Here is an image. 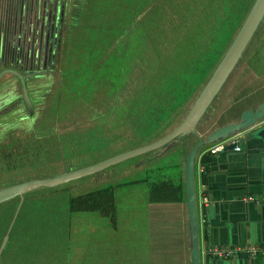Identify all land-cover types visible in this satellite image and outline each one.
Returning a JSON list of instances; mask_svg holds the SVG:
<instances>
[{
    "label": "rangeland",
    "instance_id": "rangeland-1",
    "mask_svg": "<svg viewBox=\"0 0 264 264\" xmlns=\"http://www.w3.org/2000/svg\"><path fill=\"white\" fill-rule=\"evenodd\" d=\"M33 1L37 9L43 5L42 2L45 3V7L54 6L58 2V0H0V72L7 68L21 77L34 74L39 76L28 81V86L24 85L26 92L24 97L21 81L16 75L17 79L11 73L0 75V115L6 114L0 118V186L11 181H17L15 184H18L30 179L51 177L144 145L151 138L150 129L146 128V106L149 105L151 98L148 102L142 103V94L135 93L132 89L131 77L134 74L144 76L150 68L157 69V63L166 66L174 54L179 55L177 59L180 62L178 65L176 63L173 73H177L180 67L181 71L187 67L192 68V60L201 52L198 49H202L204 43L208 44L211 40L218 42L215 39V31L211 29L212 22L219 14V10H215L214 7L219 2L217 0H157V4L154 5V8L159 9L156 20L163 35L160 36L153 31L150 38L145 35L143 39L141 30L144 31V26L147 24L141 21L144 17L147 19V14L150 13L147 10L151 0H141L142 3H139V0H87V5H97V9L92 13L94 18L81 20L80 25L71 29L67 24L70 14L66 11L70 2L67 0L66 6L64 0L63 10L66 16L62 17L65 21L63 24L59 25L61 21L59 15L57 21V5L55 15L52 14V21L47 24V28L40 29V25L33 24L36 34L47 29L42 37V44L47 43V46L43 45L39 48L35 42L32 52L51 50L52 58L49 66L42 67L39 64L38 68L32 70L27 67L28 64L27 68L19 70L20 66L17 67L15 62L9 59V52L15 49L14 46H24L21 37L23 29H20L23 25H15L14 21L23 20L22 14L24 16L27 13V16L32 17L35 14L33 17L35 22L40 23L39 12L30 10ZM26 3L29 10L24 13ZM15 6L19 8L17 12H14ZM104 8L106 10L101 14ZM133 10H135L133 15L135 14L136 17L132 19ZM46 14L43 15L44 18H47ZM14 15L19 18L14 19ZM262 19L231 73L203 112L197 124L198 129L205 131L213 125L218 128L222 126L223 121H228V124L235 123L243 111L256 107V99L254 101L251 99L259 91L257 86L261 81L260 74L264 72V68H261L264 66V16ZM3 21H6L5 24ZM200 21L205 23V25L201 24L202 29L197 28ZM91 22L104 23L98 26L101 32L95 42L96 46L92 48L83 42L87 33L86 27L92 24ZM52 23L54 26H51ZM106 24H109V27L104 30ZM240 25L241 23L231 30L229 41L221 49V53H224ZM228 30L229 27L222 33L221 45L228 38V35L226 36ZM196 32L203 41V45L198 47L200 42L195 40ZM208 32L212 34L208 36ZM52 37L50 44L49 39ZM70 39L77 43L72 44ZM155 40V50L160 52L158 56L154 54L153 49H150ZM53 42H56L54 47ZM177 46H181L180 51ZM144 47H147L151 63L147 62V54L144 65H141L140 52ZM204 48V52L201 53L207 57L211 50L210 47L207 49L204 46ZM24 49L26 50L25 46ZM83 54L96 56V61L100 62L97 69L102 74L99 75L98 82H92L91 94L87 87V91H83L85 95L82 99L69 101L59 98L57 99L59 106L54 107L58 94L56 85L60 84L63 78L66 79L63 83L70 81L69 72L61 74L60 69L68 71L69 67L77 68V64L80 63L81 67H84L83 59L87 56ZM62 58L65 60L63 63L65 68L56 67L57 64L59 66ZM220 58L213 60L216 63H213L209 71L205 70L198 81L190 82L193 90L179 110L174 113L171 123L183 118ZM74 61L76 63L72 64ZM120 64L123 66L121 67ZM195 68L202 70V67L195 66ZM117 71H122L123 75L117 82H112L111 73L117 74ZM139 80L140 78L137 77L136 81ZM146 81L147 79L143 80V86L147 83L155 84L154 79L144 83ZM117 84L120 86L116 91L112 87ZM12 99L16 100L10 103ZM245 107L248 108L243 110ZM147 153L61 184L58 194L65 204L70 196L83 194L92 189L106 188L110 196H113L114 216L110 218L98 212H84L81 208L95 207L92 199L91 202L88 201L89 196L73 199L70 213L64 212L65 216L69 213L68 217L63 219L62 224L59 223L50 230L49 234L45 232L41 242L42 250L34 249L38 241L31 246L32 258L36 257L33 260L37 264L44 262V264H111L110 261L112 264H126L127 257V264H147L158 254L163 259L166 257L173 259L174 250H170L168 256L163 248L160 249V253L154 249L147 251V248H152V244H157V241L163 245L167 244L156 230L157 226L167 220L165 217L167 214L158 217L155 212L150 213L146 200L148 182L154 178L147 171L148 168H145V163L147 159L156 158L161 151L151 152L146 156ZM173 170L174 167L170 166L165 169V173ZM53 195H50V199L55 201L59 199ZM106 209H109L108 206ZM13 217L14 215L9 224L14 220ZM61 219L62 217L59 221ZM57 223L58 220L55 221V224ZM173 227L172 225L169 228ZM154 231H156L155 236H153ZM5 234L6 231L3 236ZM167 236L171 237L168 234ZM141 245L144 249L140 248ZM127 253L130 254L129 257L126 256ZM4 259L7 261L9 258L6 255Z\"/></svg>",
    "mask_w": 264,
    "mask_h": 264
},
{
    "label": "trees",
    "instance_id": "trees-1",
    "mask_svg": "<svg viewBox=\"0 0 264 264\" xmlns=\"http://www.w3.org/2000/svg\"><path fill=\"white\" fill-rule=\"evenodd\" d=\"M68 1L70 2V5H68L66 11L68 14H70V17L67 20V24L70 26V29L76 27L77 25H80L82 21L86 19L94 18L92 13L97 9V5L94 4L87 5L86 4L87 0H68ZM217 1L219 2H217L216 5H214V7L215 10H219L218 11L219 14L216 16L217 19L215 18V20L212 22L211 25L213 26L211 29L215 31L216 33L215 39L218 42H214L213 40H211L208 44L204 43V46H206L207 49L210 47L209 50L211 51L209 52V56L204 57V54L201 53L204 52L205 50L203 46L201 47L202 49H198L201 51V52L199 51L200 54L197 55L196 58L192 60L193 62L192 68L187 67L181 71V67H180L179 68L180 70L177 73H173L172 70H174V68L176 67V63L178 65V63L180 62L179 59H177L179 55L174 54L172 58L166 63V66L161 65V63H157L158 64L157 69L150 68L148 73L142 77H140V74L139 75L134 74L131 77L133 80L132 89L134 90L135 93L140 92L142 94L141 96V98L143 99L142 103L144 104L145 102H148V99L151 98L149 105L146 106V119H147L146 128L150 129L149 136L151 138L150 140L145 142V144H148L162 137L180 122L181 119L171 123L174 113L179 110V108L184 103L185 99L191 94L193 90V87L190 85V82L198 81L204 74L205 70L209 71L210 67L214 63L213 60H215L216 58L218 60L222 56L223 52L221 53V49L229 41L231 30L237 27V25H239L240 23H242L245 15L247 14L248 8L253 2V0H217ZM65 2L67 6V0H65ZM103 3L106 4L105 2ZM139 3H142L141 0H139ZM156 4H157V0L155 2L154 0H151V2H149L148 5H150V7L149 10L147 11H149L150 13L147 14V19L144 17V19H142L141 21L142 23L145 22L144 24H147L144 26V31L141 30L142 39L145 35H147L150 38V35L151 33H153V31L156 34H160V36L163 35L156 20L157 16L159 15V9L154 8V5ZM32 5L33 7H30V10H32L33 12L38 11L39 17H41L40 23L38 22L36 23L40 25V29L44 27L47 28V24L51 23L52 17L53 15H55L56 5H57L56 14L57 16L58 15L60 16V20H61L59 21V25L65 22L64 18H62L66 16V12H64L63 10L64 0H58L57 4L54 5V7L48 9L43 7V5H40L38 9L35 7L34 4ZM26 10L29 9L24 8V13ZM105 10L106 9L104 8L101 14H103ZM134 11L135 10H133L132 12V19L136 17L135 14L133 15ZM47 12L48 14H46ZM51 13L53 15H51ZM45 14L47 18H44L43 15ZM24 15L27 16V13H25ZM224 15H226L225 19H224ZM59 16L57 18V21L59 19ZM33 17H35V14ZM42 18H44L45 20ZM199 23L200 24L197 26V28L202 29L201 24L205 25V23L203 21H200ZM100 24H104V23H97V24L92 23V24H88V26L86 27L87 33H86V37L84 38L85 40L83 42L85 44L86 43L89 44L90 48L96 46L95 42L98 38L99 32H101L100 29L98 28ZM51 26H54V23H52ZM108 27L109 24L108 25L106 24L104 30L108 29ZM228 27L229 30L226 34V36L228 35V38L221 45L220 40L222 33ZM193 28L195 29V26ZM209 34H212V32L211 33L208 32V36ZM195 40L196 42H200L198 43L197 47L200 46L201 44L203 45V41L201 40L197 32L195 33ZM70 41L72 44L77 43L75 40L70 39ZM54 43L56 42H53V47L55 45ZM155 43L156 40L154 44L150 47V49H153L154 54L158 56L160 52L159 50H155L154 47ZM14 47H15V49H13L14 51L11 50L9 52V59L11 62H15V65L17 67L18 66L24 67L26 65L25 59L29 56L28 55L29 52L25 51L24 46L22 45L21 47L19 46H14ZM146 48L147 47H144L143 50H141L142 52H140V55L142 53L139 61L141 65H144L145 57L147 56V54H148L147 62L151 63L149 53ZM177 48H179L180 51L181 46H177ZM86 49H88V47ZM175 51L177 52V50ZM25 53H27L26 56ZM83 55L87 56L83 59L85 65L84 67H81V63H80V65L77 64L78 65L77 68L69 67L68 71H64L63 69H60L61 74L65 72H69L70 81L68 83H63L66 80L65 78H63L60 84L56 85V91L58 92V94L55 100L59 98H65L66 100L69 101L82 99L83 95H85L83 91L84 90L87 91L86 89L87 87H88V91L91 94V91L93 90L92 82L94 81L98 82L99 75L102 74L97 69V65H99L100 62L96 61L97 59L96 56L93 55L90 56L89 54H83ZM111 56L112 54L109 56L108 60H110ZM51 58H52V54L50 56V60L48 61L47 66H49ZM64 61L65 60L62 58L61 61L59 62V66L57 64L56 67H60V68L64 67L63 64ZM66 61L68 62L69 60ZM75 63L76 61H74L72 64ZM111 65H113V63ZM120 66L122 67L123 64H120ZM195 66L202 67V70L195 68ZM13 75L15 76V74ZM122 75H123L122 71H117V74L112 72L111 77L113 78H111V81L117 82L118 80H120ZM24 76H25L24 79L22 80L19 78L18 79L20 81H23L25 86H28V81H30L32 78L39 77L38 74H34L30 76L24 75ZM127 77H129L128 73H127ZM137 77L140 78L139 81H136ZM144 79H147V81L154 79L155 84H150L147 83L146 81L144 83H147L146 84L147 87L143 86ZM119 86L120 84L119 85L117 84L112 88L117 91ZM20 99H21V95H20ZM15 100L16 99L10 100V103L14 102ZM22 102L24 103L23 98H22ZM58 102H59L58 100L55 101L53 106L54 107L59 106ZM5 115L6 114H1L0 118H3ZM169 125L170 127L168 128ZM195 142H196V137L190 133H186L185 135L180 136L179 138L174 140L173 142L166 144L157 150L150 151V153L165 150L164 153L166 155H169L170 154L169 150H173L174 152L176 148V151L177 149L181 150L183 153L182 156L185 157L186 153L188 152L190 147L194 145ZM150 153H147L146 156H148V154ZM173 158H175V160ZM177 158H178L177 156H173L172 158H170V160H168L165 159L164 156H160V157L157 156L156 158H151L150 160L147 159V162L145 163V168L146 167L148 168L147 171L150 172L151 176L154 178V180L148 182L147 185L146 200L148 203H173V202L181 201L184 194L183 185L179 183V181L177 182L170 178H165L167 174L165 173V169L170 168V166H173L175 169L176 166L175 162ZM169 173L172 174L173 177V171ZM15 183H17V181H11L9 183H5L3 186L4 187L9 186ZM61 184L49 186V187L35 188V190L34 189L29 190L22 195V201L17 210L15 218L11 224L6 245L0 254V264H34V263L37 264V262L33 260L36 257L32 258V253L30 252L33 250L31 246L37 243L38 241V245L34 249L37 251L42 250L43 247L41 245V242L45 232L47 231L49 234L50 230L54 229L56 225L58 226L59 223L62 224L63 219H65V217H68L71 210L70 209L71 201L75 198H79L82 196L83 197L89 196L88 201L91 202L92 199V201L94 202L95 207L81 208L84 210V212H89V211L98 212L101 215L108 216L110 218L114 216V213L112 211L114 206V201H112L113 196H110V192L105 190L106 188L102 189L103 188L102 187L94 190L92 189L88 192L87 191L84 192L83 194L70 196L68 200H66V204H65L58 194V192H60L59 186H61ZM3 186H0V188ZM51 194H54L53 196L58 197L59 199L56 201L50 199ZM106 197H109V199H105ZM96 199H98V201H96ZM18 200H19L18 196H14L13 198H10L7 201L0 202V240L7 229L11 217L14 215L15 208L18 204ZM107 206L109 208L108 210L106 209ZM66 211L69 212L67 216L64 215V212ZM60 217H62V219L59 221ZM56 220H58L57 224H55ZM34 254H36V252H34ZM6 255L9 258L7 261H5L4 259V256ZM38 255L39 254L37 253V256ZM40 262L41 261L39 260V263Z\"/></svg>",
    "mask_w": 264,
    "mask_h": 264
},
{
    "label": "crops",
    "instance_id": "crops-1",
    "mask_svg": "<svg viewBox=\"0 0 264 264\" xmlns=\"http://www.w3.org/2000/svg\"><path fill=\"white\" fill-rule=\"evenodd\" d=\"M42 3L45 7V3ZM32 4L36 3L33 1ZM24 6V8H29L28 3ZM52 7L54 6L46 5L45 8ZM260 75L261 81L257 86L259 91L251 99L253 101L256 99L257 105L264 102V72H261ZM246 108L248 107L243 110ZM200 119L195 125V131L204 142L216 126L213 125L212 128L209 127L210 129L205 131L198 129L197 124ZM225 124H228V121L221 122L222 126ZM232 136H236L237 140L240 135L234 133L214 142H205L196 151L194 187L198 264H264V204H256L245 199L249 195L264 197V147L262 148V142L256 139L251 143H237L239 151L233 149L223 151L225 142L230 141ZM164 151L162 150L158 157L164 156L168 160L173 156L178 157L173 170L175 179L170 173H167L165 178L179 181L184 190L183 158L185 157L182 156V151L178 149L176 151L175 148L174 152L169 150V155H166ZM173 159L175 160V158ZM208 196H214L215 199L208 200ZM147 204L150 207V213L155 212L158 217L167 214L165 216L167 220L156 227V230L161 234L160 237L167 244L163 245L157 241L158 245L152 244V248H147V251L154 249L160 253V249L163 248L166 256L169 255L170 250L175 251L173 259L167 257L163 259L158 254L153 261L147 264H190L191 230L185 205V193L179 202H147ZM204 205L208 207L206 212L202 209ZM172 225L174 227L169 228ZM167 234L171 237L169 238ZM155 235L156 231L153 232V236ZM140 248L144 249V246L141 245ZM250 248L255 249L254 254ZM212 249L231 250L233 253L230 257L225 258L213 255ZM126 256L129 257L130 254L127 253ZM110 263L112 264V261Z\"/></svg>",
    "mask_w": 264,
    "mask_h": 264
},
{
    "label": "water",
    "instance_id": "water-1",
    "mask_svg": "<svg viewBox=\"0 0 264 264\" xmlns=\"http://www.w3.org/2000/svg\"><path fill=\"white\" fill-rule=\"evenodd\" d=\"M264 16V0H253L247 14L245 15L241 25L239 26L234 38L224 51L217 65L211 72L209 78L205 82L204 86L198 93L197 97L192 102L191 106L180 120V122L172 128L168 133L162 137L139 146L128 151L116 154L108 157L104 160L96 162L94 164L74 169L71 171L63 172L58 175H54L47 178L30 179L18 184L12 185L0 189V202L8 200L11 197L18 196V204L14 213V217L22 201V195L32 189L39 187H49L64 183L66 181L85 176L94 172H97L109 165L118 163L128 158L141 155L153 150H157L160 147L169 144L179 138L180 136L190 133L197 139L196 143L188 150L184 158L183 164V183L185 193V205L188 215V223L191 230V246H190V264H198L197 254V221H196V198L194 187V159L197 149L205 142H214L221 138H226L234 133L239 134L236 142H225L222 150H232L237 143H251L259 140L262 142L261 147H264V102L258 104L254 109H247L243 111L239 120L235 123H229L224 126L215 128L208 136L206 141H202L195 131V125L202 116L206 107L209 105L211 99L218 91L220 86L224 83L225 79L232 71L234 65L240 58L246 45L255 32L258 24ZM15 74L19 79H23L24 76L18 75L15 71L6 69L0 72ZM22 94L26 97L24 83L21 81ZM264 150V149H263ZM205 190V187L203 188ZM244 197V196H241ZM207 199V197H206ZM215 199L214 196H208V200ZM206 212L208 207L205 205L202 207ZM13 217V219H14ZM9 224L6 234L3 236L0 243V253L6 243L7 235L10 230L11 224Z\"/></svg>",
    "mask_w": 264,
    "mask_h": 264
},
{
    "label": "flooded vegetation",
    "instance_id": "flooded-vegetation-1",
    "mask_svg": "<svg viewBox=\"0 0 264 264\" xmlns=\"http://www.w3.org/2000/svg\"><path fill=\"white\" fill-rule=\"evenodd\" d=\"M17 9H18L17 6H15L14 7V12H17L16 11ZM28 17H29V21H27V18ZM18 18L19 17H17V16L14 15V19H18ZM22 18H23V20H20V21L15 20L14 21L15 22L14 24L15 25H20V24L23 25V26H20V29L21 30L23 29V33H21L22 42H23V44H24V46L26 48L25 51L29 52L28 55L30 56V57L28 56L25 59L26 65L29 64V66H27V67L31 68L32 70H34L35 68H38V65L39 64H41L42 67H48L47 65H48V61L50 60V56H51L50 51L51 50H49V51L47 50L45 52L44 51H40V52H36V53H33L32 52L33 51V48L35 46V42L37 43V45H38L39 48H40V46H43V45H46L47 44V43H45V44L43 43L42 44V37H43V35H45V33H46L45 31L47 29H45L44 31L42 30L38 34H36L35 31H34V28H33V26H34L33 24H36L35 18H33L32 16H25V17H22ZM16 21H17V23H16ZM3 22L5 24L6 21H3ZM27 29H28V31H27ZM52 39H53V37L49 39L50 40L49 41L50 44H52ZM50 44H49V46H50ZM7 48H8V46H7ZM12 51H14V50H12ZM26 55H27V53H25V56ZM26 65L24 67L23 66L22 67L20 66V69L19 70H21L22 68L23 69L27 68ZM9 68H11V67H9ZM5 69H7V68H5Z\"/></svg>",
    "mask_w": 264,
    "mask_h": 264
},
{
    "label": "built area",
    "instance_id": "built-area-1",
    "mask_svg": "<svg viewBox=\"0 0 264 264\" xmlns=\"http://www.w3.org/2000/svg\"><path fill=\"white\" fill-rule=\"evenodd\" d=\"M230 141L231 142H236V136H232L230 138ZM233 150L234 151H239V146L238 145H235L233 147ZM211 152H214V150H211ZM247 201H250V202H253V203H256V204H264V197H255V196H252V195H249L245 198ZM251 252L254 254L255 252V249L254 248H250ZM211 253L213 255H216V256H222V257H230L231 254L233 253V251L231 250H218V249H212L211 250Z\"/></svg>",
    "mask_w": 264,
    "mask_h": 264
},
{
    "label": "bare ground",
    "instance_id": "bare-ground-1",
    "mask_svg": "<svg viewBox=\"0 0 264 264\" xmlns=\"http://www.w3.org/2000/svg\"><path fill=\"white\" fill-rule=\"evenodd\" d=\"M263 20V19H262Z\"/></svg>",
    "mask_w": 264,
    "mask_h": 264
}]
</instances>
